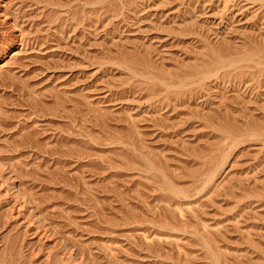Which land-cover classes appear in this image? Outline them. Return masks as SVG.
I'll return each instance as SVG.
<instances>
[{
    "label": "rangeland",
    "instance_id": "1",
    "mask_svg": "<svg viewBox=\"0 0 264 264\" xmlns=\"http://www.w3.org/2000/svg\"><path fill=\"white\" fill-rule=\"evenodd\" d=\"M0 264H264V0H0Z\"/></svg>",
    "mask_w": 264,
    "mask_h": 264
}]
</instances>
